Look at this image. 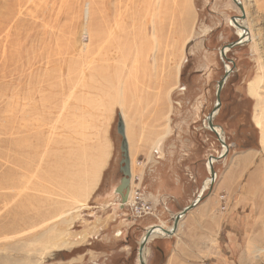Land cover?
<instances>
[{"label":"rangeland","instance_id":"obj_1","mask_svg":"<svg viewBox=\"0 0 264 264\" xmlns=\"http://www.w3.org/2000/svg\"><path fill=\"white\" fill-rule=\"evenodd\" d=\"M237 1L249 35L222 59L239 36L232 0H0V264H139L143 225L171 230L198 195L175 233L151 235L146 264H264V151L247 85L263 73L264 0ZM91 59L115 85L138 84L137 111L82 76ZM225 64L212 122L228 150L202 189L224 150L206 117ZM120 133L126 201L140 190L153 215L133 217L115 190ZM155 237L167 238L156 250Z\"/></svg>","mask_w":264,"mask_h":264},{"label":"bare ground","instance_id":"obj_2","mask_svg":"<svg viewBox=\"0 0 264 264\" xmlns=\"http://www.w3.org/2000/svg\"><path fill=\"white\" fill-rule=\"evenodd\" d=\"M86 14L88 15V9H86ZM234 23H237L240 26V27H238L237 30L239 32L240 38L245 41L247 39L248 35H249V30L246 29L247 27L244 26L245 24L243 23L242 20L238 21L237 19H235ZM88 39H89V37H88ZM226 50H227V48L225 49V51ZM104 60H108V57H106ZM94 62L95 61L93 59H91L89 65L87 66V69L84 70V73L82 74V76L84 78L91 79V81H93L92 83L94 84V86H95V84H97L96 89H98V87H100V85H101L100 83H103V85H105L104 87H105V91H106L105 92V97L108 99L109 105L119 102V104H121L122 109H123L122 110L123 111L122 114L128 115L130 108H134V110L137 111V107L140 104V99H137V98H139V96L141 94V91H142V89L140 87H138V84L134 85V87L132 86L130 88H125L128 85V82L125 83V81H126L125 80L124 84L121 83V84L115 85L113 83V81L110 79V71L107 70L108 68H107L106 64L101 62V65H100L101 68H98V67L95 66ZM227 69H230L229 66H227ZM138 71L139 70L134 66L132 69H130V68L128 69L127 75L128 74H132L133 78H135L134 76L137 75ZM260 72H263V73L260 74V75L258 74L252 80H249L247 85H248L249 94L256 98V103H255V106H254L255 107L254 121H255L256 126L259 128V132H260L259 143L261 145V148L264 151V68H263V65L261 66V71ZM140 79H141V77H140ZM133 81L135 82L134 79H133ZM93 89H95V88H93ZM101 90L103 91L102 87H101ZM102 91H100V92H102ZM157 103H159L158 99L155 100L154 104L151 106V110L152 111H157L159 109V105ZM215 129H216V131L218 133H220L221 137L223 138L222 133H221V129L219 127H217V126H215ZM97 180H98V172H95L94 177L89 181L90 185L87 184L86 188L87 189H92L93 186L96 184ZM209 182H210V178L208 177L205 180L204 187L202 189L206 188V186L209 184ZM83 195H84V192H83ZM83 195H82L81 198L84 197ZM87 196H88V192H86L85 197H87ZM75 198L71 199V200H75ZM78 198H80V197H78ZM177 227H178V225H177ZM176 230H177V228L174 229V230L171 229L172 233L173 232L175 233ZM157 232H159V234L161 233L162 235L165 234V233L162 232L161 229H159L157 227V225H155V227H153L151 235H153L154 233H157ZM151 235H150V237H151ZM145 252H146V249L144 250V254H143L144 259H145Z\"/></svg>","mask_w":264,"mask_h":264},{"label":"water","instance_id":"obj_3","mask_svg":"<svg viewBox=\"0 0 264 264\" xmlns=\"http://www.w3.org/2000/svg\"><path fill=\"white\" fill-rule=\"evenodd\" d=\"M232 1L239 7V9L241 11L240 17H237V18H239L240 20H243L245 18V11L243 9L241 2H239L237 0H232ZM234 18H236V17H233L231 20H233ZM243 42H246V41L242 40L240 38V36H238L237 41L230 42V43L226 44L225 46L221 47V49L219 50L220 57L222 59L225 58V53H226L225 49L226 48L228 50V49H230L236 45L242 44ZM230 71H231V69H227V66L225 64L224 75L222 76V78L217 83V88H216V92H215V105H214L212 111L206 117V122L208 124V128L212 132L215 133L217 139L220 141L221 145L224 148L223 153H221L219 156H217V157L209 156L207 159L209 178L211 180L210 182H213V180L215 178V172H214V169L212 166V163H213L212 159L222 158L228 150V147L225 144L224 138H222L220 133H218L216 131L215 125L213 124L212 119L220 107V92H221V89L225 83V80L229 76ZM117 124H118V129H119L120 128L119 126L122 125V122L118 120ZM120 135H121V133H120ZM121 137H122V141L120 143V151H121L120 171L122 173V177L120 178L119 185L116 187V191H118L120 193L121 202L124 203L126 201V194H121V193H123V191H127V189H128L127 186H128V178H129V165H128V157H127V152H126L125 137L123 134L121 135ZM200 196L201 195H198L191 203H189L188 205L183 207L179 212L174 214L173 221H172V230L177 228V224L179 222V219L182 216H184L189 210H191L193 207L196 206V204L200 200ZM153 227H155V225H151L145 229L143 236L141 237V240L139 242L138 252H137L139 264H146V260L144 259L143 254H144V250L146 249V244L149 242V237L152 233ZM157 227L159 229H161L162 232L166 234V236H171L174 233V232L172 233L171 230L163 228L162 226L157 225Z\"/></svg>","mask_w":264,"mask_h":264},{"label":"built area","instance_id":"obj_4","mask_svg":"<svg viewBox=\"0 0 264 264\" xmlns=\"http://www.w3.org/2000/svg\"><path fill=\"white\" fill-rule=\"evenodd\" d=\"M125 205L128 206L131 215L135 218L145 215H153L154 213L152 203L140 190H135L130 201H126Z\"/></svg>","mask_w":264,"mask_h":264},{"label":"crops","instance_id":"obj_5","mask_svg":"<svg viewBox=\"0 0 264 264\" xmlns=\"http://www.w3.org/2000/svg\"><path fill=\"white\" fill-rule=\"evenodd\" d=\"M131 135V134H130ZM127 136V135H126ZM130 136L128 135V140H130V142H136V139H135V137H130ZM119 185V184H118ZM115 190H116V188H115ZM118 192V191H117ZM119 193V192H118ZM121 194H125V193H121ZM149 225H151V224H149V223H147V224H145V225H143V231L147 228V227H149ZM166 238V237H165ZM164 237H155L154 239H152L151 240V245H152V248L153 249H158V245L159 244H161V243H163L164 242V239H165ZM167 239V238H166Z\"/></svg>","mask_w":264,"mask_h":264},{"label":"flooded vegetation","instance_id":"obj_6","mask_svg":"<svg viewBox=\"0 0 264 264\" xmlns=\"http://www.w3.org/2000/svg\"><path fill=\"white\" fill-rule=\"evenodd\" d=\"M121 160V159H120ZM122 174V173H121Z\"/></svg>","mask_w":264,"mask_h":264}]
</instances>
